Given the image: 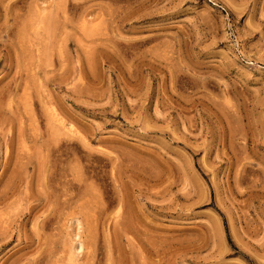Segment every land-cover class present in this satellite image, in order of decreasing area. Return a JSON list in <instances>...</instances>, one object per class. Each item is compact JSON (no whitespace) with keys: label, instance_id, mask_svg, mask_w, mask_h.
<instances>
[{"label":"rangeland","instance_id":"obj_1","mask_svg":"<svg viewBox=\"0 0 264 264\" xmlns=\"http://www.w3.org/2000/svg\"><path fill=\"white\" fill-rule=\"evenodd\" d=\"M0 264H264V0H0Z\"/></svg>","mask_w":264,"mask_h":264}]
</instances>
